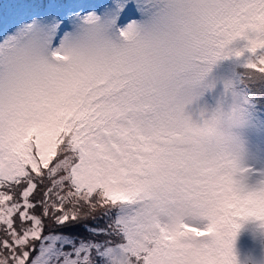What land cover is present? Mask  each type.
<instances>
[{
    "label": "rangeland",
    "instance_id": "374dc122",
    "mask_svg": "<svg viewBox=\"0 0 264 264\" xmlns=\"http://www.w3.org/2000/svg\"><path fill=\"white\" fill-rule=\"evenodd\" d=\"M68 4L0 0V216L4 180L68 136L54 166L122 228L84 264H264V114L236 87L264 62V0Z\"/></svg>",
    "mask_w": 264,
    "mask_h": 264
},
{
    "label": "trees",
    "instance_id": "16d2710c",
    "mask_svg": "<svg viewBox=\"0 0 264 264\" xmlns=\"http://www.w3.org/2000/svg\"><path fill=\"white\" fill-rule=\"evenodd\" d=\"M239 74L236 87L244 94L248 108L264 112V62L242 65ZM49 176L45 183L28 166L25 173L1 184L10 197L3 204L8 211L6 218L0 216V264H30L47 237L53 236L58 238L54 255L43 264H64V254L76 255L77 250L79 264L89 249L86 242L117 236V209H108L98 196L78 198L66 187L80 188L67 182L59 187L51 171ZM93 228L98 230L91 231Z\"/></svg>",
    "mask_w": 264,
    "mask_h": 264
},
{
    "label": "bare ground",
    "instance_id": "6f19581e",
    "mask_svg": "<svg viewBox=\"0 0 264 264\" xmlns=\"http://www.w3.org/2000/svg\"><path fill=\"white\" fill-rule=\"evenodd\" d=\"M66 30H67V29H65V30L63 31L62 35H64V34H65ZM61 37H62V36H61ZM37 39H38V38H37Z\"/></svg>",
    "mask_w": 264,
    "mask_h": 264
}]
</instances>
